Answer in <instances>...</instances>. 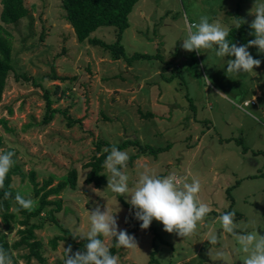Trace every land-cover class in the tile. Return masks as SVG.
Segmentation results:
<instances>
[{
    "label": "rangeland",
    "instance_id": "374dc122",
    "mask_svg": "<svg viewBox=\"0 0 264 264\" xmlns=\"http://www.w3.org/2000/svg\"><path fill=\"white\" fill-rule=\"evenodd\" d=\"M23 3L27 15L15 24H2L12 34L13 69L0 100V119L6 120L5 126L0 123V150H14L19 167L26 173L34 170L39 182L51 177L55 186L72 168L78 180L74 189L67 186L50 195L52 202L30 220L42 243L43 263L63 260L72 237L77 243L88 230L90 212L107 206L118 231L134 236L138 246L116 248L119 264H154L149 261L154 247L158 264H224L210 258V247L228 252L226 264H243L246 254L235 236L223 232L218 218L234 212L238 235L264 236V54L248 48L254 59L261 60L260 66L252 73L234 74L227 73V61L234 57L219 58L215 49H202L197 55L183 50L182 44L187 26L201 16L229 30L240 22L251 23L255 0H139L120 42L126 57L142 55L131 61L114 58L112 50L87 40L79 42L61 0ZM91 37L111 44L116 31L101 26ZM205 75L212 81L208 87ZM99 140L113 145L137 140L153 148L143 153L126 144L120 149L129 157L139 154L124 169L130 189L145 170L157 177L175 173L188 182L198 179L199 200L211 211L195 234L183 240L155 220L146 230L137 219L127 224L129 209L107 184L102 188L86 184L88 169L83 164L96 152ZM12 187L33 201L31 210L39 206L27 181L15 175ZM10 211L15 219L6 234L12 245L22 227L14 204ZM209 228L218 235L216 245L205 240ZM55 236L63 240L53 250L49 241ZM75 243V252L85 251ZM114 243L115 238L108 246ZM11 252L18 264H38L34 257H25L26 245L12 247Z\"/></svg>",
    "mask_w": 264,
    "mask_h": 264
},
{
    "label": "clouds",
    "instance_id": "9594fccd",
    "mask_svg": "<svg viewBox=\"0 0 264 264\" xmlns=\"http://www.w3.org/2000/svg\"><path fill=\"white\" fill-rule=\"evenodd\" d=\"M255 18L250 24L251 33L255 38L247 44L237 46L229 43L227 37L229 29L223 27L219 21H209L208 16H201L198 23H191L188 27V35L183 40V50L200 55L201 50L215 49V55L219 58L226 56L234 57L227 61V73H252L254 67H259L261 60L254 59L248 51L250 47H256L258 53L264 54V3H256L250 12ZM241 24L235 25L239 29ZM207 87L212 84L211 79L205 75L202 78ZM216 95L227 98L228 95L217 91ZM235 102V101H233ZM107 152L108 149H105ZM12 151L0 150V189L4 188V181L14 164ZM128 153L113 146L104 160L103 167L106 170L107 189L116 196L130 197L127 202L131 209L135 210V219L141 221L140 228L146 230L153 220L163 225L167 233H176L179 237L186 239L193 236L198 224L204 221L211 211L210 207L199 200L201 184L198 179L193 178L188 182L186 177L170 173L164 177H157L145 170L140 173L134 187L129 188V176L124 169L127 167ZM94 191H97L94 189ZM5 199L11 197L10 192H5ZM19 208L31 210L33 201L25 199L19 193L14 197ZM19 208L16 210L19 211ZM234 212H228L220 216L219 222L226 234L236 237L240 248L246 254L243 264H264V236L254 233L238 235L234 222ZM90 226L86 232L80 234L79 239L87 241L85 251L72 253L69 245L65 251L63 264H119V257L110 252L109 241L115 238L114 246L124 249H138L134 236L126 231L119 230L117 220L106 206L104 211L97 206L89 215ZM254 224V222H252ZM250 225H244L245 228ZM206 241L210 245L218 243V235L213 228L206 233ZM208 255L213 261H223L226 264L228 252L224 249L208 250ZM0 264H13L11 255L0 247Z\"/></svg>",
    "mask_w": 264,
    "mask_h": 264
},
{
    "label": "trees",
    "instance_id": "16d2710c",
    "mask_svg": "<svg viewBox=\"0 0 264 264\" xmlns=\"http://www.w3.org/2000/svg\"><path fill=\"white\" fill-rule=\"evenodd\" d=\"M139 0H61L62 6L65 12V18L72 27L76 38L79 42L87 40L93 45H100L105 48L112 50L114 58L124 57L125 60L131 61L134 58H139L142 55L133 53L129 57H126L124 47L122 46L121 37L124 30L129 26V14L132 12L135 4ZM2 9L0 12V100L6 84V78L8 73L13 69L12 60V34L6 29L2 24H15L18 20L24 18L27 15V9L24 6L23 0H0ZM241 27L236 29L235 27L229 30V35L227 41L235 43L237 46L245 45L248 41L254 39L253 35H250L251 23L240 22ZM101 26H111L116 31V40L107 44L97 37H91V34ZM25 77V75H22ZM54 78H57L53 75ZM62 79V78H60ZM47 97V96H46ZM48 99V98H47ZM52 115V114H51ZM50 115V116H51ZM48 117L46 121H48ZM0 123L4 126L6 125L5 119H0ZM3 140L0 135V148L2 147ZM126 144H134L140 148L141 152H146L148 149L153 151V148L149 145H141L136 141H124L120 145H113L104 140H99L95 142L96 152L90 156L87 162L83 164L85 169H88L87 174L84 178V182L88 185H92L96 188H102L107 184V173H105L103 164L107 155L110 153L113 146L117 147L119 150ZM105 149H108L106 152ZM164 149V148H162ZM155 150H161L155 149ZM12 151L15 153L13 156L14 164L11 167L7 177L4 181V188L0 189V217L2 224L4 226L3 232H0V247H3L12 257L13 264H18L16 258L12 255L11 248H18L21 245H26L29 247V254L25 257L29 260L34 257L38 264H44V259L39 252L42 243L36 239L34 230L36 228L35 224H32L30 220L37 217L41 210L52 201L48 199L50 195L59 194L67 186L74 189L77 185V171L75 168L69 170L66 179L61 180L55 186H51L53 179L51 177L44 179L42 182L37 181L36 172L31 170L29 172H24L19 165L16 163V152L11 148L4 150V152ZM139 154H134L129 157L127 162H130L134 158H137ZM17 175L21 180L27 181L34 192V195L38 197L39 206L34 210H26L19 208V205L15 203L14 197L17 193L21 196L22 194L15 188L12 187L13 177ZM5 192H10L11 197L5 199ZM118 200L123 206L129 209V214L127 216V224H131L135 220L134 212L131 206L124 199L119 198ZM57 204L56 208H60V200L55 201ZM19 208L17 213L21 216V220L18 224L22 227L17 230L19 234V239L15 241L12 245L7 241L8 232L13 229V220L15 219V214L10 211L12 205ZM239 214V213H237ZM236 214V215H237ZM238 216V215H237ZM76 237H72L71 242L68 246H71L72 253L75 254V249L73 244L75 243ZM31 240V241H30ZM63 240V237L55 236L49 242L53 250L56 249L57 241ZM87 241L79 240L77 243L78 250L85 246ZM110 252L115 255L116 247L112 244L110 247ZM155 247L151 252L149 261L154 264H158L154 257ZM65 252L63 255V260L59 261L58 264H63L65 259Z\"/></svg>",
    "mask_w": 264,
    "mask_h": 264
},
{
    "label": "built area",
    "instance_id": "2783aa9c",
    "mask_svg": "<svg viewBox=\"0 0 264 264\" xmlns=\"http://www.w3.org/2000/svg\"><path fill=\"white\" fill-rule=\"evenodd\" d=\"M247 104H248L247 102H245V103H244V105H247ZM251 104H254V103H253V102H251Z\"/></svg>",
    "mask_w": 264,
    "mask_h": 264
}]
</instances>
